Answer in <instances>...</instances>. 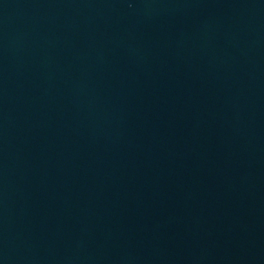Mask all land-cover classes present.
Here are the masks:
<instances>
[{"label": "water", "instance_id": "95a60500", "mask_svg": "<svg viewBox=\"0 0 264 264\" xmlns=\"http://www.w3.org/2000/svg\"><path fill=\"white\" fill-rule=\"evenodd\" d=\"M0 264H264V0H0Z\"/></svg>", "mask_w": 264, "mask_h": 264}]
</instances>
